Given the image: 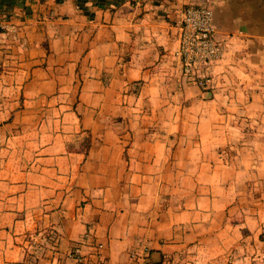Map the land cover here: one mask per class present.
Instances as JSON below:
<instances>
[{
    "label": "crops",
    "instance_id": "obj_1",
    "mask_svg": "<svg viewBox=\"0 0 264 264\" xmlns=\"http://www.w3.org/2000/svg\"><path fill=\"white\" fill-rule=\"evenodd\" d=\"M190 3L221 44L193 75ZM0 10V264H264V0Z\"/></svg>",
    "mask_w": 264,
    "mask_h": 264
},
{
    "label": "built area",
    "instance_id": "obj_2",
    "mask_svg": "<svg viewBox=\"0 0 264 264\" xmlns=\"http://www.w3.org/2000/svg\"><path fill=\"white\" fill-rule=\"evenodd\" d=\"M135 5L156 3L161 0H130ZM0 10V32L13 31ZM213 24V12L204 3L187 4L182 12L180 22V37L178 55L181 69L184 74H194L200 64H209L220 55L221 46ZM208 82L206 75L197 78V84L204 87ZM77 262L82 261V254L78 246L69 253ZM140 254L133 253L132 260L137 262ZM144 256H141L143 258ZM140 258V260H141Z\"/></svg>",
    "mask_w": 264,
    "mask_h": 264
},
{
    "label": "rangeland",
    "instance_id": "obj_3",
    "mask_svg": "<svg viewBox=\"0 0 264 264\" xmlns=\"http://www.w3.org/2000/svg\"><path fill=\"white\" fill-rule=\"evenodd\" d=\"M253 190L251 192L252 195L260 196L264 193V184L263 183H258L257 186L252 187Z\"/></svg>",
    "mask_w": 264,
    "mask_h": 264
}]
</instances>
